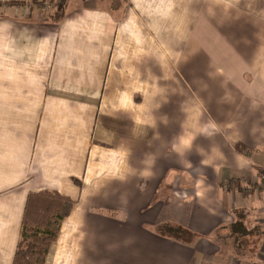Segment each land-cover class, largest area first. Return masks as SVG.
<instances>
[{"label": "crops", "instance_id": "0c3cea01", "mask_svg": "<svg viewBox=\"0 0 264 264\" xmlns=\"http://www.w3.org/2000/svg\"><path fill=\"white\" fill-rule=\"evenodd\" d=\"M52 1L0 0V264L42 190L75 201L45 264H264V0ZM243 24L199 93L192 30L227 27L210 69Z\"/></svg>", "mask_w": 264, "mask_h": 264}, {"label": "trees", "instance_id": "16d2710c", "mask_svg": "<svg viewBox=\"0 0 264 264\" xmlns=\"http://www.w3.org/2000/svg\"><path fill=\"white\" fill-rule=\"evenodd\" d=\"M64 4L65 0L59 8L63 10ZM239 149L242 150L243 145H239ZM74 205L72 198L57 191L29 193L13 264H45L49 249L58 238L61 224L70 215ZM160 230L178 237H191L181 226L165 225Z\"/></svg>", "mask_w": 264, "mask_h": 264}, {"label": "rangeland", "instance_id": "374dc122", "mask_svg": "<svg viewBox=\"0 0 264 264\" xmlns=\"http://www.w3.org/2000/svg\"><path fill=\"white\" fill-rule=\"evenodd\" d=\"M56 1H57L56 3L53 1L50 2V5L55 9V11H56V12L54 11L55 17L58 18L61 11H62V9L58 8V5H60L62 3V0H56ZM214 2H217V1L215 0ZM219 2H221V1H219ZM223 3L225 6L232 8L230 12H232L233 14L236 13L235 15H233V14L230 15V22H236L237 19L234 20V17L239 19L242 16V19L240 20V23L242 24V21L245 20V17L243 16V9L238 8V7L240 5H243V1H241V0L240 1L239 0H224ZM56 9H58V10H56ZM239 13L241 15H238ZM215 23H217V21H215ZM218 24H221V22L219 21ZM243 26H245V27H239L240 32H244V33H242L243 38H238L236 40H234L233 37L231 38V43H232V44H230L231 49H230L229 54H227V57H229L228 58L229 61H224V62L220 61L219 63L215 62L213 65V68L210 67V69L209 68L207 69L206 63H204V58H203V60H201V57L204 55L205 44L207 42H210V43L214 42L213 43L214 44L213 51L221 50V48L217 47V45L221 46V42L223 39V30H225L227 27H221L220 25L217 27H195L192 30V32H191L192 39H195L198 42L197 49H196L197 52H196L195 48H192L193 49L192 60H191L190 56H187L185 58V61H187L188 65H190L191 64L190 61L193 62L197 56L198 58L196 60V64L194 65L193 70L197 71L198 74L202 73L203 77H204L205 73L209 75V79L198 78V79H195L192 81L193 86L198 89L199 93H201V94L205 93L206 88L208 87L209 89H213V92L210 91V93L215 92V93L220 94L222 79L219 78L218 73L221 71H226L227 75H231L233 77L239 76L240 74H242V76L249 75L248 72H245V70L248 69L249 64L244 63L243 61L238 62V63L234 62L235 57L237 56V53L234 52L233 50L236 49L238 51V49H240V47H242V46L244 47L248 43L247 40L249 39V36H250L249 35L250 30H252V34H253L254 28L257 29L258 27H247V25H245V24H243ZM228 28H230L229 30L232 31V30L237 29L238 27H228ZM260 28L262 29V27H260ZM211 36H212V38H209ZM247 36H248V38H247ZM239 40L241 41L242 44H241V46L236 47V43H238ZM261 41H264V37H263V40H261ZM245 49H247L246 46L243 48L242 55L245 53ZM184 54L187 55L188 53L183 52V56H184ZM211 74L213 76L215 75L216 78L211 79ZM204 89H205V91H204ZM182 237L183 238H189L188 236H185V235H182Z\"/></svg>", "mask_w": 264, "mask_h": 264}, {"label": "built area", "instance_id": "2783aa9c", "mask_svg": "<svg viewBox=\"0 0 264 264\" xmlns=\"http://www.w3.org/2000/svg\"><path fill=\"white\" fill-rule=\"evenodd\" d=\"M260 187L264 193V171L260 174Z\"/></svg>", "mask_w": 264, "mask_h": 264}]
</instances>
